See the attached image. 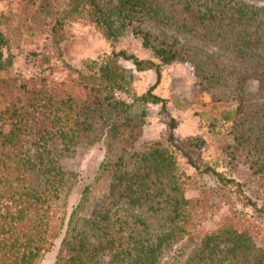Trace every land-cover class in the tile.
Segmentation results:
<instances>
[{"label":"trees","instance_id":"obj_1","mask_svg":"<svg viewBox=\"0 0 264 264\" xmlns=\"http://www.w3.org/2000/svg\"><path fill=\"white\" fill-rule=\"evenodd\" d=\"M39 6L54 20L57 43L66 24L86 18L113 42L132 33L159 62L112 52L76 69L75 81H25L10 70L0 28V264H38L63 225L54 264H264V247L230 218L199 230L209 198L204 190L187 197L191 178L172 135L140 141L146 113L135 103L164 106L155 86L132 103L115 98L131 87L120 58L148 64L157 83L162 65H189L199 91L210 95L212 128L228 125L223 154L264 176V0H67L56 12L49 0ZM100 140L108 154L96 179L101 189L86 187L67 221L57 223L55 207L77 180L63 155Z\"/></svg>","mask_w":264,"mask_h":264},{"label":"rangeland","instance_id":"obj_2","mask_svg":"<svg viewBox=\"0 0 264 264\" xmlns=\"http://www.w3.org/2000/svg\"><path fill=\"white\" fill-rule=\"evenodd\" d=\"M40 1L0 2V28L5 38L2 51L4 56L12 57L11 72L25 81L45 78L51 84L69 83L77 79L76 69L80 70L87 62L101 61L112 52L124 51L143 61L159 62L132 33L123 32L113 42L86 18L66 24L58 34L62 41L57 43V36L51 32L54 20L39 6ZM49 3L56 12L66 7L67 0H49ZM119 63L132 79L129 94L116 91V99L132 103L133 97L141 96L154 85L153 93L165 101L164 106L163 103H135L136 108L146 113L140 141H167L172 135L174 143L184 150L180 161L191 178V189L186 195L198 197L204 190L211 206L199 230L203 233L216 230L230 218L232 225L249 230L264 247V176L254 174L244 158L236 162L223 154L222 145L231 141L228 125L218 123L212 128L210 107L206 105L210 95L199 91L191 67L183 63L162 65L157 83L156 71L148 64L137 68L124 58H120ZM248 88L255 91L257 83L248 81ZM75 91L76 95L82 94L78 89ZM195 141H199L200 146ZM107 156L105 140L77 146L63 155L64 169L76 173L77 180L64 189L55 207L57 223L62 219L67 221L86 187L93 191L101 189L96 179ZM206 169L221 173L227 181L233 182H221ZM64 229L65 225L38 264H54Z\"/></svg>","mask_w":264,"mask_h":264}]
</instances>
